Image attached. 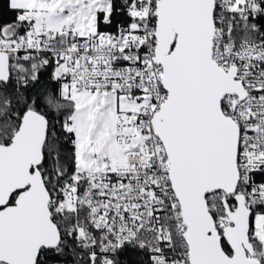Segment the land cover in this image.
Segmentation results:
<instances>
[{"label":"snow or ice","instance_id":"6c2138e0","mask_svg":"<svg viewBox=\"0 0 264 264\" xmlns=\"http://www.w3.org/2000/svg\"><path fill=\"white\" fill-rule=\"evenodd\" d=\"M0 264H264V0H0Z\"/></svg>","mask_w":264,"mask_h":264}]
</instances>
